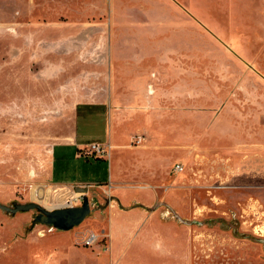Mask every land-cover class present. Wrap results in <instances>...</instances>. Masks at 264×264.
<instances>
[{"label":"rangeland","instance_id":"rangeland-1","mask_svg":"<svg viewBox=\"0 0 264 264\" xmlns=\"http://www.w3.org/2000/svg\"><path fill=\"white\" fill-rule=\"evenodd\" d=\"M65 1L0 0V202L54 209L81 205V195L93 211L70 230L50 232L33 223L36 209L0 208V264H264V27L233 28L240 31L233 37L223 35L230 28L204 27L201 40L188 36L186 73L171 75L170 89L162 90L166 76L148 58L150 39L80 26L58 5ZM183 42L170 45L185 48ZM100 67L118 79L129 75L125 85L143 93L153 87L154 104L116 107L114 92L90 91L89 84L104 83ZM159 95L170 105L159 107ZM71 133L83 149L110 142V157L77 159L74 146L57 148L66 160H55L54 144ZM138 136L147 141L135 144ZM140 164L168 179L156 186L161 197L149 231L130 229L131 222L121 231L119 209H107L110 196L131 203L145 194L98 188L140 182L132 175ZM61 177L95 184L82 193L54 182ZM167 207L170 218L162 221ZM90 232L98 239L84 245Z\"/></svg>","mask_w":264,"mask_h":264},{"label":"crops","instance_id":"crops-1","mask_svg":"<svg viewBox=\"0 0 264 264\" xmlns=\"http://www.w3.org/2000/svg\"><path fill=\"white\" fill-rule=\"evenodd\" d=\"M58 5H61L62 8L73 17L74 21L78 22L80 26H92V30H98L97 27L104 25L106 27H116L117 34L119 33H130L134 31L131 35L132 42H140L143 39H150L153 43V47L150 52L151 55L148 57L151 59L152 63L156 65L154 71H159L164 77V83L162 90L166 87H169L171 84V75L175 74H185L187 68V38L192 36L194 38L197 35L201 40L203 35V28H230L226 32H223V35L226 36H237L240 34V31H237L233 28H247L252 27H264V0H66L65 2H59ZM99 25L97 27H94ZM123 28H126L124 31ZM142 31H146L145 35L142 34ZM99 32V31H97ZM218 33V32H217ZM110 38L112 36L109 35ZM123 38V37H122ZM198 38V37H197ZM230 40V39H229ZM184 41L185 48L171 47V42H181ZM231 41V40H230ZM163 44L162 46H158ZM181 47V46H180ZM146 58V57H145ZM146 58V59H148ZM146 59H142L146 60ZM100 67L98 78L101 79L104 77V83L97 86L89 84L90 91H99L106 92V95L110 92H114L116 107H142L146 108L150 103L148 101H154L152 94L149 92L153 90V87H148L143 93L142 86H135L131 88V84L125 85V79L129 78L127 74L126 78L118 79L117 76H113V73L103 70ZM120 80L118 83H114V80ZM105 95V96H106ZM92 97V96H89ZM170 97V95H169ZM102 98V97H101ZM106 98V97H105ZM112 98V97H111ZM142 99L143 103L138 106H134V100ZM92 100V99H90ZM107 100V98L105 99ZM164 96H158V106L165 107L169 106L168 102H163ZM110 101V96L108 97ZM122 103V104H121ZM146 112H148L147 109ZM114 136L111 135L109 141H112ZM144 141H147V137H144ZM84 141H79V135L67 134L65 139L58 141L54 144L52 148V157L54 159L62 158L66 160V154L63 151H60L63 147H77L75 156L77 159L86 157L82 154L84 150L82 148ZM147 143V142H146ZM111 145V143L109 142ZM146 144L142 147H145ZM59 148V153L57 154L56 150ZM112 145L110 149L111 155ZM66 152V151H65ZM57 154V156H56ZM110 155L108 157H110ZM89 158V157H86ZM53 159V158H52ZM147 167V168H145ZM151 169L148 165L140 164L138 167L132 169L133 174L140 178V182H116L112 181L108 186L103 185L98 188V191L101 192H110L117 194L116 190L119 187L126 188H139L141 189L142 195L137 199H133L131 203H128L129 199L125 196L112 197L107 206L109 213L111 214L112 209H119L115 215H121L122 219L119 221L116 226L119 230H123L127 223L131 222L130 229H144L146 228L149 231V223L151 219L155 216L156 210L153 207L155 201L159 200L161 195L157 190L156 186L165 185L161 184L168 179L164 177L163 173L155 175V171L149 173ZM65 171H63L64 173ZM56 174V173H55ZM54 172L51 173V176H55ZM151 175V176H149ZM148 176L151 179L148 178ZM146 177V179H144ZM112 178V176H111ZM56 183H71L73 186H92L94 181H89V179H65L63 177L54 179ZM113 184L115 187L113 188ZM124 184V185H122ZM118 187V188H116ZM144 189V190H143ZM115 191V192H114ZM166 195L170 197L169 187L166 191ZM128 197V195H126ZM98 197V195H97ZM164 197V196H163ZM171 209L167 207L166 211L160 213L159 216L163 220L165 218H170ZM111 217V215H110ZM126 217V219H124ZM180 219V218H179ZM171 223L169 222L168 226L170 228ZM152 226V225H151ZM163 226V225H162ZM49 230L53 232L54 229ZM40 235L44 236L45 231H39ZM81 233L76 235L74 242L79 241ZM109 235V234H108ZM79 237V239H78ZM110 241V238H109ZM59 262H57L58 264ZM33 264H52L48 259H42L39 262Z\"/></svg>","mask_w":264,"mask_h":264},{"label":"water","instance_id":"water-1","mask_svg":"<svg viewBox=\"0 0 264 264\" xmlns=\"http://www.w3.org/2000/svg\"><path fill=\"white\" fill-rule=\"evenodd\" d=\"M75 191L89 192V186H74ZM0 208L11 213L36 209L38 213L34 216L33 223H42L59 230H70L79 225L93 211L88 196H84L82 204L76 206L58 207L47 209L38 202L25 203L14 202L12 206L1 203Z\"/></svg>","mask_w":264,"mask_h":264},{"label":"built area","instance_id":"built-area-1","mask_svg":"<svg viewBox=\"0 0 264 264\" xmlns=\"http://www.w3.org/2000/svg\"><path fill=\"white\" fill-rule=\"evenodd\" d=\"M144 140L143 136H138L135 138L134 142L135 144H141L142 141ZM110 149H111V145L108 144H99V143H93L91 144L88 148L84 149L82 151V154L85 155L86 157H107L110 155ZM175 170L177 172L182 171L184 169V165L183 163H176L175 164ZM84 198V196L78 195L75 197V199H82ZM71 203H73V200H71ZM69 206H74L73 204L69 205ZM52 228L50 227L49 230H51ZM98 239V235L94 232H90L88 235L85 236V238L83 239V243L84 245H91L94 242H96Z\"/></svg>","mask_w":264,"mask_h":264},{"label":"trees","instance_id":"trees-1","mask_svg":"<svg viewBox=\"0 0 264 264\" xmlns=\"http://www.w3.org/2000/svg\"><path fill=\"white\" fill-rule=\"evenodd\" d=\"M97 158H99V157H97Z\"/></svg>","mask_w":264,"mask_h":264}]
</instances>
